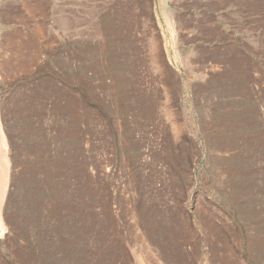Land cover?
Returning a JSON list of instances; mask_svg holds the SVG:
<instances>
[{"label":"rangeland","instance_id":"374dc122","mask_svg":"<svg viewBox=\"0 0 264 264\" xmlns=\"http://www.w3.org/2000/svg\"><path fill=\"white\" fill-rule=\"evenodd\" d=\"M158 4L0 0V264H264V0Z\"/></svg>","mask_w":264,"mask_h":264},{"label":"crops","instance_id":"0c3cea01","mask_svg":"<svg viewBox=\"0 0 264 264\" xmlns=\"http://www.w3.org/2000/svg\"><path fill=\"white\" fill-rule=\"evenodd\" d=\"M157 5L161 9L195 8L201 0H158Z\"/></svg>","mask_w":264,"mask_h":264},{"label":"bare ground","instance_id":"6f19581e","mask_svg":"<svg viewBox=\"0 0 264 264\" xmlns=\"http://www.w3.org/2000/svg\"><path fill=\"white\" fill-rule=\"evenodd\" d=\"M1 184H2V196L1 198L3 199L4 198V195L6 194V191H7V188H8V175L7 173H1Z\"/></svg>","mask_w":264,"mask_h":264}]
</instances>
